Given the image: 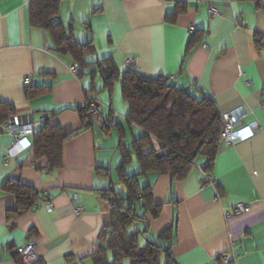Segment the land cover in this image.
<instances>
[{"label":"crops","instance_id":"0c3cea01","mask_svg":"<svg viewBox=\"0 0 264 264\" xmlns=\"http://www.w3.org/2000/svg\"><path fill=\"white\" fill-rule=\"evenodd\" d=\"M31 3L0 0V127L16 117L35 131L49 122L81 132L64 145V165L56 171L44 160L35 163L33 135L22 136L12 155L13 136L0 133V264H18V250L32 244L39 264H94L109 217L101 191L128 199L123 174L136 176L139 189L161 207L157 218L137 207L142 219L127 230L138 234L141 247L161 246L160 264L169 256L177 264H226L220 256L231 239L237 258L227 264H264V8L257 0H61L52 23L77 44L93 46L81 67L50 30L31 23ZM106 59L115 69L111 85L101 68ZM75 65L79 71L72 73ZM132 69L212 98L222 119L246 114L245 141L220 142L207 166L216 188L202 184L201 157L182 181L172 173L141 174L131 144L143 133L127 120L119 80ZM30 85L41 94L28 98ZM92 103L98 116L82 130L74 109ZM123 149L130 152L125 164ZM9 182L38 193L33 208L17 218V199L4 188ZM239 204L250 210L236 214Z\"/></svg>","mask_w":264,"mask_h":264},{"label":"trees","instance_id":"16d2710c","mask_svg":"<svg viewBox=\"0 0 264 264\" xmlns=\"http://www.w3.org/2000/svg\"><path fill=\"white\" fill-rule=\"evenodd\" d=\"M60 2L32 0L31 23L50 30L57 44L62 45L64 52H68L81 67L84 56L93 50V46L77 44L52 23ZM256 4L258 8H264L260 1L257 0ZM109 63L110 59L103 60L101 67L107 85L112 84L115 75V69L109 67ZM119 80L124 101L129 107L127 120L143 133L131 144V150L141 165V174L172 173L175 181H182L196 166L199 157L211 165L216 158L223 129L222 118L212 98L206 95L196 98L186 89L171 84L168 78H147L134 69L125 72ZM36 88L32 85L26 87L28 98L41 94L36 92ZM74 110L85 125L82 130L90 128L92 119L98 116L91 113L88 105ZM80 132L67 133L58 125L45 122L33 134L35 163L44 160L51 171L61 169L64 145ZM122 154L125 164L130 159V152L123 149ZM209 167L206 168L207 173ZM121 176L128 188V199L116 195L112 189L101 191L102 198L109 204V217L100 236L102 244L92 256L93 262L125 264L129 260L130 264H160L161 246L148 243L141 247L138 234L127 230L142 219L137 207L154 218L159 216L161 207L153 204L146 190L139 189L136 176ZM4 188L17 199L16 218L30 211L38 198L37 191L21 183L9 182ZM17 263L24 264L19 257ZM166 264L177 263L169 256Z\"/></svg>","mask_w":264,"mask_h":264},{"label":"built area","instance_id":"2783aa9c","mask_svg":"<svg viewBox=\"0 0 264 264\" xmlns=\"http://www.w3.org/2000/svg\"><path fill=\"white\" fill-rule=\"evenodd\" d=\"M197 1H203V0H197ZM209 13L211 16L219 15L218 11L214 9H209ZM204 48H207V46L204 45ZM126 61L130 67L133 66L134 62L132 59H127ZM70 71L72 73H77L79 71V67L76 65L72 66L70 67ZM31 81H32V78L28 77L26 79V84L29 85ZM262 106H264V103L262 104ZM90 107H91V113L97 112L95 103H92ZM245 118H246V114L243 111H239V110L234 111L232 113H228L223 117L222 119L223 129L221 132V143L227 144L230 147H234L245 141L246 135L243 132V126H244L243 124H244ZM34 128L35 127L32 123L31 124H21L16 117L11 119L5 128L0 127V133H2V131L4 130L8 131L9 134L12 135L14 138L12 145L9 148L10 154L13 155L15 152L19 150V146L21 145L22 136H29V135L34 134L35 132ZM207 166L208 165L205 164V165L198 167V170L202 173V176H203L202 184L212 185L214 188H216L213 177L210 175V173L206 172ZM47 209L51 211L52 206L50 205V203L47 204ZM249 210H250V207H248L247 205L239 204L235 206L234 212L236 214H244V213H247ZM236 246H237L236 240L231 239L228 245L229 254L224 253L220 256V260L223 263L227 264V263H230L231 261L236 260L237 258L235 255ZM18 252L24 264H36L38 259L34 253L33 244L25 248H20Z\"/></svg>","mask_w":264,"mask_h":264},{"label":"rangeland","instance_id":"374dc122","mask_svg":"<svg viewBox=\"0 0 264 264\" xmlns=\"http://www.w3.org/2000/svg\"><path fill=\"white\" fill-rule=\"evenodd\" d=\"M125 264H130V263H129V260H126V261H125Z\"/></svg>","mask_w":264,"mask_h":264}]
</instances>
